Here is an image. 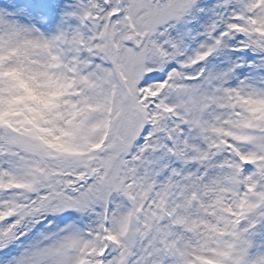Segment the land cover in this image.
<instances>
[{
	"label": "snow or ice",
	"instance_id": "obj_1",
	"mask_svg": "<svg viewBox=\"0 0 264 264\" xmlns=\"http://www.w3.org/2000/svg\"><path fill=\"white\" fill-rule=\"evenodd\" d=\"M0 264H264V0H0Z\"/></svg>",
	"mask_w": 264,
	"mask_h": 264
}]
</instances>
